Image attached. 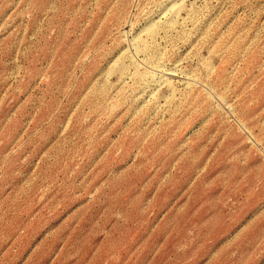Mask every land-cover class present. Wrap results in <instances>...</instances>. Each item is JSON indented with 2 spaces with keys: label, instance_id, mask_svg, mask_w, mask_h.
I'll list each match as a JSON object with an SVG mask.
<instances>
[{
  "label": "rangeland",
  "instance_id": "obj_1",
  "mask_svg": "<svg viewBox=\"0 0 264 264\" xmlns=\"http://www.w3.org/2000/svg\"><path fill=\"white\" fill-rule=\"evenodd\" d=\"M0 264H264V0H0Z\"/></svg>",
  "mask_w": 264,
  "mask_h": 264
}]
</instances>
